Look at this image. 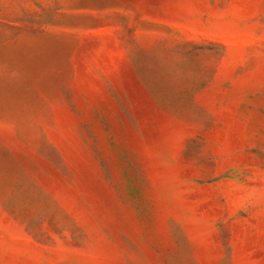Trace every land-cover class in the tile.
<instances>
[{"label": "rangeland", "instance_id": "374dc122", "mask_svg": "<svg viewBox=\"0 0 264 264\" xmlns=\"http://www.w3.org/2000/svg\"><path fill=\"white\" fill-rule=\"evenodd\" d=\"M0 264H264V0H0Z\"/></svg>", "mask_w": 264, "mask_h": 264}]
</instances>
